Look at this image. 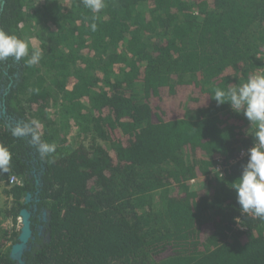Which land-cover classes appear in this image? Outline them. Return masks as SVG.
<instances>
[{"label":"trees","instance_id":"16d2710c","mask_svg":"<svg viewBox=\"0 0 264 264\" xmlns=\"http://www.w3.org/2000/svg\"><path fill=\"white\" fill-rule=\"evenodd\" d=\"M104 4L94 14L82 0H0V30L26 41L36 29L42 50L35 65L30 47L0 61L11 157L0 183L19 179L3 211L16 222L29 191L33 220L48 215L23 264H264V219L243 213L232 188L248 156L224 175L214 162L252 146L255 126L212 99L264 74V0ZM62 117L77 137L67 147L56 144ZM13 118L55 151L14 135ZM18 232L0 237V264H17Z\"/></svg>","mask_w":264,"mask_h":264},{"label":"clouds","instance_id":"9594fccd","mask_svg":"<svg viewBox=\"0 0 264 264\" xmlns=\"http://www.w3.org/2000/svg\"><path fill=\"white\" fill-rule=\"evenodd\" d=\"M83 5L94 14L105 7L104 0H82ZM95 18V17H94ZM93 31L96 24L91 25ZM29 55L28 43L15 36L0 30V61L9 57L20 61ZM42 56V50L35 48L27 63L37 64ZM217 105L228 103L231 110L237 114L242 113L255 126L254 141L248 149L247 163L242 167L240 176L233 183L236 200L244 213L264 219V74H252L246 82L237 87L228 89L216 88L212 98ZM31 133L32 142L38 146L42 155L53 153L56 145L41 142L39 135L28 126L14 129V135ZM10 153L0 146V168L7 170L10 162Z\"/></svg>","mask_w":264,"mask_h":264},{"label":"rangeland","instance_id":"374dc122","mask_svg":"<svg viewBox=\"0 0 264 264\" xmlns=\"http://www.w3.org/2000/svg\"><path fill=\"white\" fill-rule=\"evenodd\" d=\"M36 29L33 28H28V26L25 28V39L26 42L28 43L30 48H37L38 42L36 40V38L32 37L31 33H35ZM52 107H54V109H58L59 108V104L53 105ZM52 109H50V111H52ZM52 114V113H51ZM70 121V122H67ZM58 121H61V125H56V129L58 131V134H56L57 140H56V144L59 143L60 145H64L65 147H67L69 144H74L77 140H76V136H75V132L74 133H69V129H71V127L73 126L74 122H72V120L68 119L67 117H62L60 119H58ZM76 130V129H75ZM196 189H201L204 186V181L198 180L196 181L194 184ZM7 189V187H5L4 183H0V202H2V195H1V191ZM3 200H4V195H3ZM10 202V199H7L6 202ZM6 208L5 203L0 204V237L4 234V232L6 231H12V230H19L20 228V221L19 219L16 220V222H13V220L10 218V216H8L4 211L2 212V210H4ZM5 213V216H4ZM10 244V240H9V236L7 238V240L5 241V245Z\"/></svg>","mask_w":264,"mask_h":264},{"label":"water","instance_id":"95a60500","mask_svg":"<svg viewBox=\"0 0 264 264\" xmlns=\"http://www.w3.org/2000/svg\"><path fill=\"white\" fill-rule=\"evenodd\" d=\"M5 106L3 102L0 100V119L3 117L5 113ZM29 199V193H27L24 197V200L27 201ZM20 216V228L17 235V240L11 244L9 255L10 257L17 262V264H23V254L27 249L30 248L29 239L33 237L32 228H31V219L30 212L22 208L19 212Z\"/></svg>","mask_w":264,"mask_h":264},{"label":"flooded vegetation","instance_id":"af4514ba","mask_svg":"<svg viewBox=\"0 0 264 264\" xmlns=\"http://www.w3.org/2000/svg\"><path fill=\"white\" fill-rule=\"evenodd\" d=\"M1 91H2V89L0 90V92ZM11 120H12L11 121L12 123H15L18 127L22 128V125L20 124L19 121H16L14 118ZM32 166H33V168L31 169V172H32L33 176L35 177L34 182L36 183V185H39L40 184V182H39L40 174L38 172L36 173V168L34 167V162L32 163ZM27 193H29V199L27 201H25V203H28V206L23 207V208L27 209L30 212L31 228H32V235H33V237L29 239L30 248L27 250H30L31 246L34 243L33 240H35L34 231H36V234L39 237H45V223H47L48 215H47V211L44 208H41V209H39L38 213L36 212V218H37L38 222H35L33 220V216L35 215L34 212L37 210V205L33 201H37L38 199L35 198L31 192L27 191L26 194ZM35 193H36V191H35Z\"/></svg>","mask_w":264,"mask_h":264},{"label":"built area","instance_id":"2783aa9c","mask_svg":"<svg viewBox=\"0 0 264 264\" xmlns=\"http://www.w3.org/2000/svg\"><path fill=\"white\" fill-rule=\"evenodd\" d=\"M252 147V146H249L248 148H241L239 150V152L237 153V155L235 157H231L229 158L228 160H224L222 159V157H220L219 155L218 156H215L214 157V162H215V171L219 174V175H224V173L229 169V164L233 163L234 161H236L237 159L247 155L248 153V149ZM192 184H194L196 182V180L193 178L191 179L190 181ZM19 183V179L15 176V175H11L9 177V179L7 180L6 183H4L5 187L10 188L12 187L13 185ZM243 212V211H242ZM244 213V212H243ZM248 214L249 216L251 217H255L253 216L251 213H246ZM19 219L20 221V216H18L16 218V220ZM236 226L237 227H240L242 228V226L240 225L239 223V219H237V223H236Z\"/></svg>","mask_w":264,"mask_h":264},{"label":"crops","instance_id":"0c3cea01","mask_svg":"<svg viewBox=\"0 0 264 264\" xmlns=\"http://www.w3.org/2000/svg\"><path fill=\"white\" fill-rule=\"evenodd\" d=\"M1 195H2V202H3V204L7 201V199H10L11 200V198L6 195V193H5L4 190L1 191ZM3 195H4V200H3ZM2 202H0V204H2ZM2 212H3V210H2Z\"/></svg>","mask_w":264,"mask_h":264}]
</instances>
